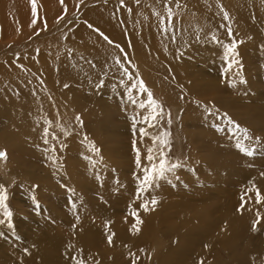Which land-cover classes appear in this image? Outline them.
Segmentation results:
<instances>
[{
    "label": "bare ground",
    "instance_id": "bare-ground-1",
    "mask_svg": "<svg viewBox=\"0 0 264 264\" xmlns=\"http://www.w3.org/2000/svg\"><path fill=\"white\" fill-rule=\"evenodd\" d=\"M62 1L36 0L37 15L34 17L30 0H0V43L8 44L0 46V128L7 132L6 139L3 137L5 141H0V150L6 149L7 158H0V163L24 162V155L29 157L34 153L32 148L28 151L33 141V145H38L37 152H40L41 146V150L44 149L42 155L53 150L42 136L48 123L47 111H51L53 118H58L57 110L63 107L65 112L68 110L77 115L89 108L91 112L83 115L86 121L103 116V122L107 121L109 125L115 122L117 129L124 126L120 132L117 131V139L119 142L131 139V144L135 141V147L140 150L141 165L138 167L136 164V152L130 153L117 144L106 146L104 152L123 156L126 161L123 163L120 158V162L114 160L113 165L110 162L111 168L95 161L92 162L94 166L90 165L83 158L85 155H68L70 160L64 166L62 161L59 163L51 156L54 161L51 160V165L44 171L53 170L51 174L55 179L49 178L63 185L62 193L58 192L61 187L57 189V185L54 182L50 184L49 180L48 188L38 190V175H34L36 170L30 172L33 176L28 177L23 168L16 169L14 173L20 180L27 177L26 181L32 183L28 192L34 196L33 200H49L43 212L44 223L41 222L42 227L39 226L41 229H35L36 234L24 244L15 245L16 253L13 256L20 260L16 264H195L205 262L204 257L209 252L217 261L208 260V264H218L221 254L227 261L236 255L234 264H259L254 256L263 255L264 249H259L253 239L259 231L264 232V201L258 200L255 195L257 192L264 195V142L255 146L260 149H240L237 143L228 142L225 135H221V144L214 136L208 145L215 149L201 155V147H195L201 155L195 157L204 165L205 175L209 171H216V177L212 175V180L197 183L195 190L192 187L187 191L188 186L182 187L173 181L176 178L173 174L183 173L184 169L179 167L167 173L166 179L142 191L143 168L150 166L147 150L150 146L154 147L156 142L149 141V137L153 138V129L147 128L151 121L141 122L146 114L137 109L136 101L139 95L145 98L139 87L141 81L147 89L162 91L173 101L176 97L190 98L200 94L201 86L198 83L197 86L191 76L201 71H192L187 67L191 63L185 61L198 49H206V42H212L202 38L203 34L220 37L222 33L229 42L227 29L221 25H229L230 18L225 21L223 16H215L216 12L224 9L225 5L226 12L229 16L233 14L245 36L264 43V0H230V7L229 0H216V5L213 3L215 0H178L179 6L176 0H172L167 7L175 9L176 15L171 19L165 15V0H140L139 3L126 0L123 8L119 0H69L71 7L61 6ZM129 8L131 11L127 10ZM194 14L204 17H188ZM127 15H138L140 21L134 17L135 21L132 22ZM160 17L168 21H163V24ZM101 32L109 37L111 44L104 40ZM46 35L52 36L44 38ZM235 35L233 38H236ZM55 39H62L61 47L64 50H38L39 46ZM114 57L120 58L124 68L116 63ZM197 58L194 55L193 60ZM222 64L223 61L221 68L227 69ZM224 68H216L215 75L218 76L221 71L229 74V69ZM125 69L132 76L131 80L127 75H121ZM209 72L212 73L211 70ZM224 78L228 80L226 76ZM101 81L103 85L97 87ZM87 96L90 98L88 103ZM203 102L212 103L213 108L229 114V99L223 100V107L210 99ZM103 104L109 110L102 109L97 113ZM113 105L118 109L115 112ZM134 118L138 123L130 129L127 124L133 122ZM86 125L91 126L89 123ZM141 128L146 129L147 136L140 135ZM55 130L60 136L61 145L65 134H60L56 125ZM200 132L203 138L205 135ZM86 135L85 132L80 135L77 132L73 136L80 140ZM7 138L14 140L9 143ZM25 148L28 149L23 151ZM247 149H254L253 154L247 155ZM41 161L44 163L42 158L32 157L29 164ZM21 165L26 168V164ZM184 166L194 169L192 163ZM40 168L42 172L43 167ZM39 183L46 185L42 181ZM228 187L229 193L221 196L225 207L219 208L215 212L218 213L216 218L210 219V212L214 208L209 200L211 195H206L217 190L228 191ZM63 193L71 198L62 199ZM175 195L179 198L174 199ZM187 195H194L196 199L203 197V205L195 204L196 208L191 210L184 203ZM153 197L157 200L155 205L151 204ZM145 203L147 210L141 207ZM170 209L174 211L170 212ZM121 212L126 214L121 215ZM137 218L142 223H137ZM160 223L163 226L159 227ZM163 237L173 238V246L165 245ZM210 243H213V247ZM237 247L241 253L237 252Z\"/></svg>",
    "mask_w": 264,
    "mask_h": 264
},
{
    "label": "rangeland",
    "instance_id": "rangeland-1",
    "mask_svg": "<svg viewBox=\"0 0 264 264\" xmlns=\"http://www.w3.org/2000/svg\"><path fill=\"white\" fill-rule=\"evenodd\" d=\"M208 1H212V0H208ZM119 2H120V0H119ZM230 2H229V7L232 5L233 0L231 3ZM213 3L216 5V0L213 1ZM60 5L64 6V7H71L72 6V4L69 0H63L60 3ZM225 8H226V6L224 5L223 11H222V9H219L216 12L215 16H219V17L223 16L222 13L224 12ZM163 10H165V9H163ZM171 10L173 12V16H175L176 15V13L174 11L175 9L171 8ZM178 10L180 11V9H178ZM220 10H221V12H220ZM205 14H208V13L205 12ZM165 15L167 16V14H165ZM165 15L163 14V16H165ZM199 15H196V14L188 15V17L195 18V16H196V19H197V17H198V19L200 17L203 19L204 15L203 16H201V15L199 16ZM231 15L229 16V18L232 19L233 21L229 19V25H227V26H230L232 29V36L229 37V42H228L227 38H224L225 36L222 35V33H221L222 36L220 35V37H218L220 42H213L212 41L209 44H208V42H206V44L208 46V47L206 46V49L205 48L204 49H198L197 51L193 52L191 55L187 56V61H185V62L191 63V65H188L187 67L190 68L191 70L193 69L194 72H196V70L201 71L200 72L201 74L199 73L196 76H191V79L194 80V83H196L197 86H198V84H199V86H201L202 91L200 94H198L196 96L193 95L190 98H188V97H186V98L176 97V99L174 100L175 102H174L173 100H171L169 98V96L166 93H164L162 91H156L153 89L149 90L146 88L147 91H142L145 94V98L143 95H139L137 97L136 105L139 106L141 103H144V105H145L144 108L137 106V109H140V111L142 113L146 114L145 115L146 117L152 112V108H150L148 106V92L152 93V98L160 106L159 110L162 112V115L158 116L157 120L151 121L150 124H147V128L149 127V128L153 129V132L151 133V135H153V138L157 137V136L163 137V134L165 132L169 133V136L167 137V139L170 141V144H169V146L164 147V146H161L158 141H156V145L154 147L150 146V145L149 146L153 147L155 149L154 155L156 156V162H158V160H159V153H160V150L162 149L163 152L165 153L166 159L168 160V162L170 164L181 165L180 167H182V169H184L183 173L180 172V174L179 173H177L175 175L173 174V177L174 178L176 177L175 180H173V181L178 182L179 184H181L182 187L188 186L185 189L187 191H188V189H191L192 187L194 189L195 184H197V183L200 184L202 181H206V180H210V179L212 180L213 179L212 175H214L215 177L217 175L216 171H209L205 175L203 173V171L205 170L204 165L202 163L196 161V158H198V157H195L197 154H198V156H201L202 154L206 155L208 151L209 152L212 151V148H214V147L209 146L208 141L213 140L214 136L216 137V139H217L216 141L219 144H221L219 142V141H221V137L223 135H225L227 137V139H229L228 142L230 141L231 143H238V142L240 144L242 143V147H245V148H253L254 147V149H256L257 147H255V146H258L259 143L264 142V117H263V114H264V43L262 41L258 42L256 40H254L253 38L249 39L248 36H245V33L240 29L238 23H236V21L233 17V14H231ZM127 16H129L130 19H132V22L135 21L134 17L136 18V20L138 18V20L140 21V18L138 15H132V17L130 15H127ZM165 20L168 21V19H165ZM210 27L215 28L214 26L213 27L210 26ZM226 29H227V27H226ZM209 31L211 32L213 30H209ZM213 32H215V30ZM54 34L55 33L53 32L52 35H54ZM233 34H237V35H235V37L237 39L233 38L234 37ZM242 34L244 36H242ZM60 35H63V34H60ZM60 35H58V36H60ZM208 35L209 34H203L202 36H204V37H202V38H207L208 40H212L211 39L212 36L211 35L208 36ZM51 36L46 35V37H44V38H49ZM221 37H223V38H221ZM246 37H247V40H245ZM207 39H205V40H207ZM237 40L238 41L240 40V41L238 42ZM221 41L224 43H222ZM226 41L228 42V44L231 41H235V43H236L235 59L238 61V64H233L231 66V68L228 66L230 64V61L233 59V57H231V56L226 57L225 56V48L223 47L224 45H226V43H227ZM237 42H238V44H237ZM2 45H8V44H6L5 42H1L0 46H2ZM213 45H214V47H213ZM256 45L258 46V49H257ZM61 46H62V39L61 40L55 39L53 41H50V42L44 44L43 46H39L38 50H42V51H47L50 49L64 50ZM210 46H212L213 49H211L212 47H210ZM255 46H256V48H254ZM217 48H218V51L214 52V50H216ZM219 49H220V51H219ZM251 49L252 50L254 49V50L252 51ZM255 49H257V50H255ZM194 55H195V57H198L197 59H195V61L193 60ZM215 55H219V56L214 57ZM220 55H221V57H220ZM214 58H216V59H214ZM217 58H219V60H217ZM228 58H229V61H228ZM207 59H209V60H207ZM220 59H222V60H220ZM223 59L225 61H227L226 64H225V61ZM191 60H193V61H191ZM214 60L217 63L216 66H218V67L220 66L219 68L215 66V62L212 63ZM216 60L220 63H218ZM221 61H223L224 66L226 65L225 67H227V69H229V74L224 72V71H221V74L219 72V75L217 76V75H215V73L217 72V71H215V69L217 68V69L222 70L224 68L223 64H222L223 68H221V65H220ZM200 66H202V67H200ZM208 69H210L212 71L213 75L211 72H209L210 70L208 71ZM227 69H225V70H227ZM225 76L227 77L226 79H228V80H225V78H224ZM195 78H197V79H195ZM137 79L140 80V77L137 76ZM241 81H246V82L242 83ZM204 97H206L205 98L206 100L210 99L217 104H221L222 107L224 104L223 100L229 99V110L227 109L229 114L226 113L227 115H225L221 109L213 108L212 103L203 102L205 100ZM89 100H90V98L87 96L86 97L87 103ZM219 101L222 103H220ZM205 103H207V104H205ZM108 104L111 105L110 103H108ZM62 108L63 107H61L60 109L57 110V111H59V114H58L59 117L58 118H55V117L53 118V116H51V111L50 110L47 111L48 123L46 124L47 125L46 129L48 130V134H47V136H45L44 132L42 133V136H44L45 139L48 140V147L50 149H53V150H50L46 154L42 155L41 153L44 151V149L41 150V148H42V146H41V148L39 150L40 152H37L38 145L36 143L33 145L34 141L31 142V145L28 147L29 149L25 148V150H23V151H26L28 149V151H29L31 148L34 149V153L31 156L42 158V160H44L43 161L44 163H42V161H41V163H35V164L30 165L29 159L31 160L32 157L29 156L30 157L29 158L27 155H24L26 158L24 160V162H22V161L18 162L20 164H18L16 161L12 162L9 165L6 164V161L5 162L2 161V163H0V182L2 183V185L0 184V187H2L3 192L7 196V199L5 200L4 203L7 206L8 211L11 212V216L6 217L4 215V209L0 208V220L4 221L2 224H0V246H1L0 247V264H16L17 262L20 261V260L14 258V256H13L16 253V250L14 249L15 245L19 246V245L24 244L27 241V239H29L31 236H34L36 234V232H37L36 230L41 229L40 228V227H42L41 222L44 223L42 221L44 219L43 218V212L46 210L45 209L46 206L49 205L48 199L45 200V199L40 198L39 201H36L37 199L33 200L34 196L30 195V193L28 192L29 187H32V185H31L32 183L31 182L29 183L28 181H26L27 177L25 178V180H20L19 177L14 173V171L16 169L20 170L23 168L26 171L28 177L33 176L32 173H34L36 170L37 172H36V174L34 173V175H38L36 177H38L39 182L42 181V182L46 183V185H44V184L38 182L37 185L40 186V187H38V190L41 191L42 189L45 190L44 188H48L50 186L49 185V181H50V184L55 183L57 185V187H58L57 189H59L61 187V190H60L61 192L60 191H58V192L62 193V191L64 189L62 187L63 185L60 182L53 181L55 179L53 174H51L53 170H51V171L48 170V172L46 173L47 169L49 168L48 166L51 165V163H50L51 160L54 161L53 159H58L59 163L62 161L61 164H62V166H64L65 163L69 162V160H70L69 156L71 157L73 154L74 155L79 154L81 157H82V155H85V156H83V158L84 159L86 158L90 165L94 166L95 164H93V163L95 161V162H99L100 164H102V163L105 164L106 167L110 166L109 168H111V163L113 165L114 160H118L120 158V159H123L122 162L124 163L126 161V158L123 156H116L115 154L104 152V148L106 146L112 147L113 145L117 144L118 146H122V147H125L126 149H128L130 151V153L136 152L134 150V145L131 144V141H132L131 139H125L122 142H119V140L117 139V134H116L117 131L120 132V130H122V128L124 126L119 127V129H117L116 128L117 126H114L115 122H110V125H109V123H107V121L103 122V119H104L103 116H95L91 121H90V119H88V121H86L85 118L83 117V115H88L91 112V109H89V108L87 109V111L85 113H79L78 115L75 114L74 112H71L68 110L65 112ZM113 108H114L113 112L118 110L114 105H113ZM102 109H104L105 111L109 110L106 107V105L103 104L101 107L98 108L97 113H100L102 111ZM219 110H221V111H219ZM140 111H138V113H141ZM60 114H61V116L62 115L63 116L61 117ZM144 114H142V115H144ZM78 117H79V119H77ZM229 119H231V121H233L232 124H229V122H228ZM169 121H170V123H169ZM77 122L79 123V128H78ZM148 122H150V121H148ZM88 123L91 126L86 125ZM137 123L138 122L136 121L135 124L137 125ZM153 123H154V126H151V124L153 125ZM133 124L134 123L132 121H130L129 124H127V127L130 126L129 128L133 129L136 126V125L133 126ZM55 125L57 126V130L60 132V134H65V137L67 138V139L66 138L64 139V141H63L64 143L61 145L59 143L60 142L59 141L60 136H58L56 133ZM104 125L108 126L109 128L105 127ZM0 127H1V125H0ZM37 127H40V126L37 125ZM110 127H112V128H110ZM114 127L116 128V130ZM207 130L209 132H207ZM245 130H247L248 135L253 137L252 140H247L244 138L245 137ZM200 131H203V132H200ZM2 132H5V133H2ZM51 132H53L54 134ZM77 132L79 135L81 134V132H85V134H87L84 137L85 139L80 138V140H77V138H74V136H76ZM199 132L204 134L205 136H203V138H202L199 135ZM0 133H1L0 141H5L4 138L6 139L5 134H7V132L4 131L2 128H0ZM114 138H116V139H114ZM153 138L151 139L149 137V141H151V140L154 141ZM13 140L14 139L7 138V141L9 143H12ZM70 140H71V142H70ZM198 146L201 147V149L199 150L200 151L199 153L201 155L195 149V147L198 148ZM14 147L18 148L17 146H14ZM62 148H66V149L63 150ZM135 148H137V147H135ZM77 149L79 152L77 151ZM257 149H260V148H257ZM0 151L5 152L6 158H7L6 149H2ZM61 151H62V153H61ZM82 151H83V153H82ZM51 156H53V159L51 158ZM67 158H69V159H67ZM1 159L4 160L5 158H1ZM217 161H215V162L218 164L219 162H217ZM22 163L24 165L26 164L25 165L26 168L22 167V165H21ZM191 163H192L194 169H189V167L184 166L186 164H191ZM36 164L37 165L40 164V165H38L39 167ZM41 166L43 167L42 172L39 171V169H41L40 168ZM121 166H122V164H121ZM45 169H46V171H44ZM111 170H113V169H111ZM32 171H34V172H32ZM38 171L40 173H38ZM30 172H32V173H30ZM120 172H124V170H120ZM127 173L132 175V173H129V172H127ZM49 176H50V178H52V179L54 178V179L50 180ZM41 177H43V179ZM19 182H21V185H20L21 187L18 186ZM52 182H54V183H52ZM25 184H26V186H25ZM51 187H53V185H51ZM223 189H225V188H223ZM226 190H228V191L217 190V191H213L214 194L209 192L206 195V196L211 195L209 200L211 202L212 207L214 208L210 212L211 213V215L209 217L210 219L216 218L218 213H215V212H217L219 208L225 207V202L222 201L221 196L223 193H226V192L229 193V187L226 188ZM25 193H27V194H25ZM63 194H61L62 199L63 198H65V199L71 198V197L65 195L66 193H63ZM27 195L28 196L30 195L29 197H31L32 199H30ZM255 195L257 197V193H255ZM263 196L264 195L259 193V199L262 201H264ZM173 198L174 199L179 198V196L175 195V196H173ZM173 198H171V199H173ZM185 202H186V204L189 205L190 209L194 208V207L196 208L195 204L197 206L203 205V197L196 199V197L194 195H191V196L187 195L184 203ZM207 202H209V201H207ZM191 210H194V209H191ZM173 211H174V209H170V212H173ZM189 213H192V211H189ZM124 214H126V213L121 212V215H124ZM45 220H46V218H45ZM10 223H11V225H10ZM160 226H163V225L160 223L159 227ZM11 230H12V232H11ZM163 240L165 241V245H167L168 247L173 246V243L175 242L173 240V238H170V237H163ZM181 240H185V238H182ZM253 241L259 245V249H264V232L259 231L257 237L256 238L254 237ZM210 246L213 247V243H210ZM237 252L241 253V249L240 248L238 249V247H237ZM204 258H205V262L204 261H201L199 263L195 262V264H208V260L217 261L216 257L213 254H211L210 252L206 253ZM218 258H219L218 264H223V263L224 264H231V263L234 264L235 261L237 260L236 255H232L231 257H229L230 258L229 261H227L225 256H222V254ZM254 259L258 260L259 264H264V254L259 255L258 257L254 256ZM1 262H3V263H1Z\"/></svg>",
    "mask_w": 264,
    "mask_h": 264
},
{
    "label": "snow or ice",
    "instance_id": "snow-or-ice-1",
    "mask_svg": "<svg viewBox=\"0 0 264 264\" xmlns=\"http://www.w3.org/2000/svg\"><path fill=\"white\" fill-rule=\"evenodd\" d=\"M30 2L32 5V14L35 17L37 15L36 0H30ZM139 2H140V0H136V3H139ZM171 2H172V0H165L168 19H171L173 17V13H172L171 8L167 7V5ZM124 3H125V0H120V5L122 8L124 7ZM176 3H177V6H179L178 0H176ZM127 10L131 11L130 8ZM222 11H223V9H222ZM157 15L159 16V13H157ZM160 18H161V22L163 23L164 18L163 17H160ZM223 19L225 21H227L229 19V15L226 11L223 12ZM33 23H35V20H33ZM88 26L90 28L93 27L92 25H88ZM221 27H227L228 36L229 37L232 36V29L230 26L221 25ZM165 30H167V29H165ZM100 34L103 36L104 40L108 41V43H110V44L112 43V41L109 39L108 36L104 35L103 33H100ZM211 39L213 42H220L219 38L216 37L215 34H213ZM117 47H119V45H117ZM224 48H225V56L226 57H228V56L233 57V59L230 61L229 67L231 68V66L233 64H238V61L235 59V56H236V51H235L236 50V43H235V41H232L229 44L224 45ZM181 55H183V53H181ZM114 59H115L116 63L120 65L121 68H124V65L121 63L120 58L114 57ZM121 75L122 76L127 75L129 80L132 79V76L128 74L127 69H125L124 72L121 73ZM121 82L123 83V81H121ZM241 82L243 83L246 81H241ZM102 85H103V81H101L96 86L100 87ZM64 86L68 87L67 84H65ZM139 87H140V91H147V89H146V87L142 81L140 82ZM148 106L150 108H152V112L147 117H143L141 122L155 121V120H157L158 116L162 115V112L159 110L160 106L152 98L151 92H148ZM139 107L144 108L145 107L144 103H141L139 105ZM77 119H79V117ZM228 122H229V124L233 123V121H231V119H229ZM133 123L135 125V123H136L135 118H134ZM169 123H170V121H169ZM44 132H45V136H47L48 130L45 129ZM139 132H140L141 136H147L148 135V132L144 128H141L139 130ZM168 136H169V133L165 132L163 134V137L157 136V137H154L153 139H154V142L158 141L161 146L166 147V146H169V144H170V141L167 139ZM244 138L247 140L253 139V137H251L250 135L247 134V130H245V137ZM45 143L46 144L48 143L47 139H45ZM133 144H134V150L137 153L136 164L139 167L141 165L140 150L138 148H135V141L133 142ZM237 147L242 148V145L238 142ZM154 151H155V149L153 147H149L147 150V153H148L147 154V160L149 161L150 166H146L143 168V179H142L141 185H140V188L142 191L147 190L149 187L153 186V184L157 183L158 181H160L162 179H166L167 173L174 172L176 168L181 166L179 164H170L168 162V160L166 159L165 153L163 152L162 149L160 150V153H159V160H158V162H156V156L154 155ZM245 151H246L247 155H252L254 152V149H247ZM0 158H6V153L3 151H0ZM6 199H7V196L3 192L2 187H0V208L4 209V215L6 217H10L11 212L8 211V208L4 203ZM257 199L259 200V192H257ZM156 203H157V200L153 197L151 200V204L155 205ZM141 207H144L145 210H147V204L146 203L142 204ZM133 214L135 215L134 212H133ZM3 222H4L3 220H0V224H2ZM137 223H142V221H140L139 218H137ZM253 230H255V225H254ZM109 239H111V238H109Z\"/></svg>",
    "mask_w": 264,
    "mask_h": 264
}]
</instances>
